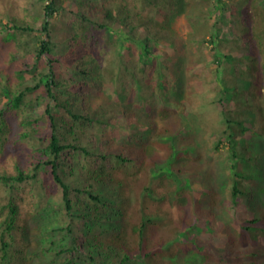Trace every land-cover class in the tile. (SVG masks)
<instances>
[{
  "label": "trees",
  "instance_id": "16d2710c",
  "mask_svg": "<svg viewBox=\"0 0 264 264\" xmlns=\"http://www.w3.org/2000/svg\"><path fill=\"white\" fill-rule=\"evenodd\" d=\"M0 1V54H5L0 60V264H18L17 236L22 232L31 240L34 231L42 230L38 226L45 215L56 219L51 232L61 237L47 250L57 264H264L257 246L264 226L256 223L264 207L256 211L252 204L259 159L239 153L247 127L230 116L223 95L203 104L222 103L224 127L214 145L219 149L226 143L227 150L216 158L225 174L215 181L222 205L214 211L220 226L229 220L228 234L218 225L207 230L197 224L200 202L194 197L190 219L168 227V240H153L154 226L173 221L168 212L149 205L165 198L154 188L157 179L172 178L179 190L192 194L197 179L175 166L184 153L178 137L190 128L184 124L171 130L158 122L172 110L170 84L175 86L176 78L177 85L183 83L177 56L185 49L191 53L193 46L208 48L213 71L222 73V94L232 84L226 81L231 73L243 82L247 74L262 72L255 35L264 41V26H253L251 9L261 6L264 23V0H32L33 14L17 13ZM187 4L199 9L187 11L189 23H205L208 34L182 40L173 33L175 18ZM58 13L68 19V35L61 39L52 21ZM113 27L128 34L113 38ZM157 44L163 47L153 53ZM110 48L118 56L105 63ZM204 60H194L188 70L197 73L194 67ZM112 82L123 97L100 101ZM116 115L132 124L129 145L112 136ZM160 144L169 147L164 162L151 156L152 147ZM27 186L32 198L26 199ZM244 204L248 215L237 211ZM217 227L228 235L219 246L207 238ZM244 238L250 248L236 251ZM174 242L189 246L186 260L174 251Z\"/></svg>",
  "mask_w": 264,
  "mask_h": 264
},
{
  "label": "rangeland",
  "instance_id": "374dc122",
  "mask_svg": "<svg viewBox=\"0 0 264 264\" xmlns=\"http://www.w3.org/2000/svg\"><path fill=\"white\" fill-rule=\"evenodd\" d=\"M4 4L13 11L17 10V13L20 10H24L25 13H34L32 0H6ZM194 9H196V12L199 10L197 7L195 8L192 5L189 6L187 4L184 6L183 11L175 18L173 33L177 35L179 39L186 40L189 35H198L203 32H207L208 34L210 28L204 25L205 23H189L186 13L187 11ZM208 9L213 10V6L208 7ZM261 10L262 8L259 5H256L251 9V14L254 18L253 26L257 30H260V28L264 26L263 21L261 22L263 16V10ZM238 12L240 13V11H236L237 14ZM63 15L64 14L58 13L52 19L55 24V32L59 35L60 39L68 35L66 26L68 19ZM210 19V23L215 21L214 14L210 16ZM42 23V19H40L37 26H41ZM112 31L114 32L113 38L117 36V33H120L121 35L128 34L118 27H113ZM260 36V33L255 35L257 42L255 51L258 52V50L261 49L262 54H259V56H261L260 58L263 61L264 41L260 42ZM102 37L105 40V37ZM236 42H239V40ZM117 43L118 49H123V47L119 46L120 41ZM198 46L199 45L191 47L193 49L191 53L185 49V51L181 52L182 54L177 56V61L183 64V83L177 85L179 80L176 78L174 81L175 86L170 84V89L173 88V94L171 95V98L173 99L172 110L166 112L165 115H160L158 117L159 126L163 125V127L175 130L185 124L190 128L187 130L189 133L183 132L182 135L178 137L179 147L182 148L185 154L183 153L177 158L175 166L182 171H190L194 178L197 177L194 184L196 187L193 186L192 188L193 196L189 190H179L177 182L172 178L164 176L161 182L160 179H157V184L154 188L164 194L165 198L163 200H151L149 205L151 208L153 207L154 211L168 212L169 219H172L173 222L172 224H162L164 227L154 226L152 239L156 241L160 239L168 240L170 236L168 227L179 223L180 220L188 221L190 219V213L196 205L194 197H197L200 202L199 211L201 215L197 224L201 226V228L207 230L214 229L215 225L220 226V218L218 217L219 215L215 213L214 208L221 207L222 202L217 198L215 181L218 176H223L225 174V168L221 164V160L216 161V158H222V153L226 154L225 151L227 150V147L225 145L226 143L220 145L219 149L214 145L220 136V129L224 126L221 123L222 103L218 102L219 106L214 103L210 107L203 104V101L206 100V103L207 99H210L211 97L214 98V100H217L218 97L223 95L230 116L233 119L241 120V126L247 127L246 131L242 132L240 135L241 141L238 145V151L241 155L246 154V156H249L251 153L257 154L259 159V168L257 169L259 174V179H257L259 187L255 192H252L254 194L252 204L255 206L256 211H258L260 207H264V179L261 177L264 175V168L262 167V164L264 165V64H262V72L257 75L254 76L250 73L244 78L242 77L244 80L248 78L245 83H243L244 80L243 82H240L238 78H235L231 73L229 79H226V81H229L232 84L230 85V88H228V92L222 94L218 91L219 78L222 73H220V71L218 73L213 71L216 64L212 60L209 49ZM161 47H163L161 44H157L155 48L156 51L153 50V53H157ZM220 50L221 52H224L225 48H220ZM94 51L97 52L96 49H94ZM193 52L195 55H193ZM241 52L242 51L239 49L235 50V53L238 55ZM126 55L127 57L133 56V54L130 53H126ZM135 55L137 56V54ZM115 56L117 57L118 54L114 49L110 48L107 50L104 60L105 63H108L109 60H113ZM201 57L205 59L204 61H201L205 62V64L199 63L194 67L198 70L197 73L190 72L188 66H190L194 60H199ZM2 58H5L4 53L0 54L1 61L4 60ZM116 89L118 90V88L115 87L114 82L108 84L104 90L105 92L101 93L100 101L108 102L123 97L122 94L117 93ZM198 106L199 108L195 114V110ZM155 113L159 114L158 111H155ZM112 122L113 125L110 126L112 136L117 141L129 145L132 141L128 142V140L134 135L132 124H130L127 118H122L119 115L112 116ZM207 153H214V155ZM151 154L152 157L156 156V158L164 162L169 155V147L165 144L153 146ZM212 161L216 162V168L214 167V170H208L207 167L208 165H211ZM213 173L215 174V177L213 176ZM248 181L254 182V180ZM31 188L32 187L27 186L24 189V196H26V199L32 198L30 193ZM234 208L238 209L237 207ZM237 211H239L240 214L242 213V215H248L247 206L245 204ZM260 213L263 217L256 223L264 226V211L260 210ZM45 219H48V221H45ZM223 222L225 227H223L224 225H221L220 227L228 234L227 229L232 225H228V219L223 220ZM56 225L57 221L54 217L49 218L45 215L42 224L38 226H42V230L34 231L31 240H28L24 233H19L16 242V246L21 250L16 258L17 260L20 258L18 264H57L52 262L50 253L47 252L48 249L55 248L56 245H59L56 244V242L60 241L61 237L55 232H51V229ZM221 229L217 227L213 236H207L208 239H213L217 246L224 244L228 237V235L223 233ZM250 231L253 232L254 228L251 227ZM262 232L264 233V228ZM258 237L262 239L257 243L258 248L263 251L260 258L262 261L264 260V234L262 236L258 235ZM236 240H238V238ZM241 241L243 242L237 244V247L235 248L236 251L250 248L249 240L244 238ZM174 243V251L179 253L183 260H186L189 256L187 255L189 246L184 242ZM230 262L233 263V261ZM16 263L17 261L15 264Z\"/></svg>",
  "mask_w": 264,
  "mask_h": 264
}]
</instances>
